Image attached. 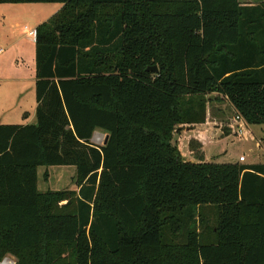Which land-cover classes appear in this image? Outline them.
Masks as SVG:
<instances>
[{"label": "trees", "instance_id": "16d2710c", "mask_svg": "<svg viewBox=\"0 0 264 264\" xmlns=\"http://www.w3.org/2000/svg\"><path fill=\"white\" fill-rule=\"evenodd\" d=\"M29 3L62 9L36 30V123L0 125V263L264 264V163L172 143L212 93L264 125V1L0 0ZM43 166L78 190L39 191Z\"/></svg>", "mask_w": 264, "mask_h": 264}, {"label": "rangeland", "instance_id": "374dc122", "mask_svg": "<svg viewBox=\"0 0 264 264\" xmlns=\"http://www.w3.org/2000/svg\"><path fill=\"white\" fill-rule=\"evenodd\" d=\"M61 9L60 3L0 4V125L36 123L35 41L27 32L36 31ZM206 101L205 125L177 127L172 143L183 160L230 164L244 156V164L264 163V125H247L240 135L229 101L217 93L208 94ZM105 139L106 134L97 131L91 143L101 147ZM38 171L41 192L78 190L74 166H43ZM4 262L16 264V259L8 256L0 264Z\"/></svg>", "mask_w": 264, "mask_h": 264}, {"label": "built area", "instance_id": "2783aa9c", "mask_svg": "<svg viewBox=\"0 0 264 264\" xmlns=\"http://www.w3.org/2000/svg\"><path fill=\"white\" fill-rule=\"evenodd\" d=\"M28 35H29L31 38H33L34 40H36V35H37L36 31H29ZM0 52H1V51H0ZM235 122H236L237 125H238V133H239L240 135H242V129H243L244 127L247 126L246 121H245L241 116L236 115V116H235ZM239 162L243 164V163H246L247 160H246V158H245L244 156H242V157H240ZM6 263H7V262H4L3 264H6Z\"/></svg>", "mask_w": 264, "mask_h": 264}, {"label": "water", "instance_id": "95a60500", "mask_svg": "<svg viewBox=\"0 0 264 264\" xmlns=\"http://www.w3.org/2000/svg\"><path fill=\"white\" fill-rule=\"evenodd\" d=\"M148 72H153V73H158L159 72V69L157 66H153V67H149L147 69ZM108 140H109V136L106 135V139H105V142H104V145L103 146H106L107 143H108Z\"/></svg>", "mask_w": 264, "mask_h": 264}, {"label": "crops", "instance_id": "0c3cea01", "mask_svg": "<svg viewBox=\"0 0 264 264\" xmlns=\"http://www.w3.org/2000/svg\"><path fill=\"white\" fill-rule=\"evenodd\" d=\"M28 33H29V32H27V36L30 37V36L28 35ZM32 40H34V39L32 38ZM34 41H35V45H36V40H34ZM35 48H36V46H35ZM36 108H37V107H36ZM34 121H35V118L32 119V122H34ZM31 124H34V123H31ZM26 125H28V124H26ZM201 125H205V124H201ZM206 129H208V128H206ZM187 130H188V128H187ZM211 133H212V132H211ZM212 134H213V133H212ZM194 135H195V134H194ZM194 135H193V136H194ZM196 137H198V135H197ZM207 137H208V136H207ZM208 144H209V143H208ZM236 163H238V162H236ZM243 164H244V163H243ZM252 164H254V163H252Z\"/></svg>", "mask_w": 264, "mask_h": 264}, {"label": "bare ground", "instance_id": "6f19581e", "mask_svg": "<svg viewBox=\"0 0 264 264\" xmlns=\"http://www.w3.org/2000/svg\"><path fill=\"white\" fill-rule=\"evenodd\" d=\"M6 264H12L11 262H7Z\"/></svg>", "mask_w": 264, "mask_h": 264}]
</instances>
